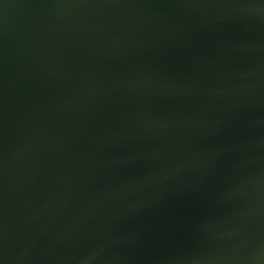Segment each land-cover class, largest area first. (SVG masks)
<instances>
[{
    "label": "water",
    "instance_id": "1",
    "mask_svg": "<svg viewBox=\"0 0 264 264\" xmlns=\"http://www.w3.org/2000/svg\"><path fill=\"white\" fill-rule=\"evenodd\" d=\"M0 264H264V0H0Z\"/></svg>",
    "mask_w": 264,
    "mask_h": 264
}]
</instances>
